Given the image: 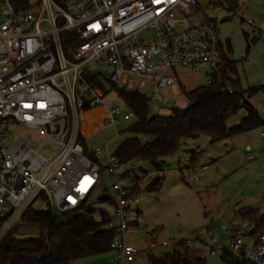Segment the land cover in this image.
Listing matches in <instances>:
<instances>
[{
    "label": "built area",
    "instance_id": "built-area-1",
    "mask_svg": "<svg viewBox=\"0 0 264 264\" xmlns=\"http://www.w3.org/2000/svg\"><path fill=\"white\" fill-rule=\"evenodd\" d=\"M212 10L209 5L206 11ZM203 11L198 0H31L22 8L0 0V242L27 210L72 211L96 189L94 159L105 150L89 151L90 158L81 143L131 116L118 107L105 109L104 84L94 70H106L104 82L114 89L151 87V98L165 107L160 91L178 82V70L204 73L206 85L212 84L223 46L215 17L206 19ZM87 113L94 119L90 136L82 131ZM15 126L40 128L53 138L55 154L48 159L40 153L48 139L36 148L9 142ZM106 169L116 176L111 189L118 219V226L109 220L107 229L120 235L128 226L127 212L139 203L132 193L136 180L120 184L127 173L114 156ZM198 237L210 239L206 230ZM111 248L124 263L138 255L116 239ZM223 252L264 264V231H230L228 242L211 246L205 256Z\"/></svg>",
    "mask_w": 264,
    "mask_h": 264
},
{
    "label": "rangeland",
    "instance_id": "rangeland-1",
    "mask_svg": "<svg viewBox=\"0 0 264 264\" xmlns=\"http://www.w3.org/2000/svg\"><path fill=\"white\" fill-rule=\"evenodd\" d=\"M203 17H215L220 42L227 50L232 48L233 58L237 61L238 74L245 89L262 87L251 97L248 103L258 112L264 121V0H198ZM209 5L213 10L207 12ZM220 7L219 11L216 8ZM227 10V11H226ZM223 11H226L225 13ZM251 21L247 25L246 21ZM99 81L104 84L103 106L106 110L118 107L129 114L118 91L123 90L119 84L116 89L109 87L106 70H94ZM178 82L160 95L167 107L151 98V87L134 88L148 100L149 117L169 116L172 109L186 110L189 103L183 91H192L206 85L204 73L176 71ZM247 114L241 109L232 117L227 126L237 125ZM134 122L118 119L81 144L88 151L104 149L105 152L94 159L100 178L88 204L95 212H106L113 225L118 226L113 209L97 202L107 194L114 196L111 186L116 176L107 172L108 157L114 156L118 145L131 135L125 130ZM94 123L91 113L83 116L82 131L85 136L92 135L90 125ZM264 125L243 135L221 142H210L206 136L182 142L179 150L163 160L162 186L158 192H148L142 185L137 195L139 203L132 205L127 212V229L116 240L134 248L138 255L133 263L118 261L116 251L83 258L71 264H152L153 260L166 257L177 251L181 245L188 243L191 255L205 259L206 264H226L221 254L206 257L211 246L225 245L230 231L241 229L246 234L250 225L236 217V210L242 207L259 209L264 212ZM9 142L20 140L36 148L45 139L48 142L40 147V153L51 158L56 152V145L50 141L40 128L29 129L15 126L8 131ZM249 157V159H248ZM130 170L120 184L126 185L132 177L144 178L151 175L152 167L148 163L134 162L125 167ZM38 206V202L33 208ZM16 236H32L36 228H28L21 223L13 227ZM206 230L210 239L203 240L198 232ZM168 243L167 247L162 244Z\"/></svg>",
    "mask_w": 264,
    "mask_h": 264
},
{
    "label": "trees",
    "instance_id": "trees-1",
    "mask_svg": "<svg viewBox=\"0 0 264 264\" xmlns=\"http://www.w3.org/2000/svg\"><path fill=\"white\" fill-rule=\"evenodd\" d=\"M16 8L27 7L31 0H11ZM232 48H223V60L214 75L212 84L200 86L183 95L189 103L186 110L172 109L169 116L149 117L148 100L138 92L118 91V94L134 122L125 130L131 136L118 145L114 157L125 168L134 162L148 163L155 176L145 179L134 176L136 183L132 193L140 192L145 185L148 192H158L162 186L163 160L174 155L183 141L206 136L210 142H221L243 135L262 125L258 112L248 103V97L262 87L245 89L238 74L237 61ZM241 109L247 114L232 127L227 122ZM87 156L92 154L87 150ZM89 201V200H88ZM88 201L79 208L56 212L29 209L21 224L36 228L32 236H16L10 231L0 242V264H71L72 262L114 251L111 243L117 234L107 229L109 218L105 211L93 209ZM97 202L116 207L112 196L103 194ZM236 217L250 225V234L264 231V212L259 209L239 208ZM117 253V252H116ZM226 264H249L240 262L227 252L221 253ZM152 264H206L204 259L191 255L188 245L169 256L153 260Z\"/></svg>",
    "mask_w": 264,
    "mask_h": 264
},
{
    "label": "crops",
    "instance_id": "crops-1",
    "mask_svg": "<svg viewBox=\"0 0 264 264\" xmlns=\"http://www.w3.org/2000/svg\"><path fill=\"white\" fill-rule=\"evenodd\" d=\"M246 24H247V25H251L252 23H251V21L247 20V21H246ZM228 46H230V44H228ZM230 47H231V46H230ZM232 57H233V56H232ZM233 59H234V58H233ZM235 61H236V60H235ZM237 65H238V63H237ZM255 209H256V208H255Z\"/></svg>",
    "mask_w": 264,
    "mask_h": 264
}]
</instances>
